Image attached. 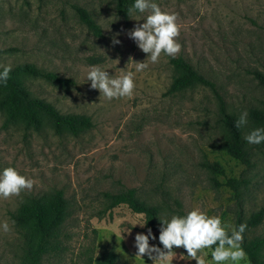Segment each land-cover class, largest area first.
I'll return each mask as SVG.
<instances>
[{
    "label": "rangeland",
    "instance_id": "rangeland-1",
    "mask_svg": "<svg viewBox=\"0 0 264 264\" xmlns=\"http://www.w3.org/2000/svg\"><path fill=\"white\" fill-rule=\"evenodd\" d=\"M157 2L177 16L181 47L175 57L183 56L216 83L227 110L240 116L263 109L264 0ZM76 6L94 16L101 35L81 22ZM135 19L141 14L119 13L117 0H0V65L34 63L73 80L29 83L60 112L84 114L94 124L74 135L48 123L39 128L21 120L8 123L0 110V168L13 166L34 181L19 196L0 199V221L10 226L0 232V264H21L23 247L11 212L28 197L62 191L68 203L66 250L44 264H91V258L96 264L111 247L118 264H158L147 254L136 256L135 235L147 228L134 224L145 216L126 204L102 213L106 192L134 188L163 216L199 207L232 225L264 209V146L251 150L250 165L224 150L213 92L199 86L168 93L177 74L172 57L161 53L155 64L146 58L128 35L143 23ZM143 60L148 67L136 72L135 63ZM91 66L109 75L133 71L131 98L107 100L92 89L85 82ZM214 162L224 174L208 167ZM228 178L243 181L239 191ZM247 235L264 237V217ZM149 243L163 247L158 236ZM173 250L171 264H196L182 246Z\"/></svg>",
    "mask_w": 264,
    "mask_h": 264
},
{
    "label": "trees",
    "instance_id": "trees-1",
    "mask_svg": "<svg viewBox=\"0 0 264 264\" xmlns=\"http://www.w3.org/2000/svg\"><path fill=\"white\" fill-rule=\"evenodd\" d=\"M133 0H117L118 12L127 15L128 8ZM81 22L95 34L101 35L102 30L94 16L84 7L76 6ZM177 74L173 78L168 93H181L195 87L210 89L219 104L220 117L217 120L221 130V147L233 157L250 165L253 149H260L261 145H250L244 136L253 128L264 127V108L249 110L247 124L237 128L235 121L239 115L227 110L226 103L220 94L216 83L200 72L183 56L171 58ZM41 79L61 85L73 84V80L60 77L58 74L45 71L34 63L18 64L11 68L6 84H0V110L6 114V122L21 120L26 126L39 128L45 124L52 126L57 132H68L77 135L93 127L91 117L84 114H64L52 103L36 96L29 81ZM214 172L224 174V169L218 162L209 164ZM219 184L217 179H214ZM228 185L239 191L243 181L237 178H228ZM126 204L136 213L143 214L147 221L146 228L159 235V216H163L158 206L151 205L138 198L136 190L129 188L117 193H105V204L102 213ZM69 217L67 200L62 191L53 196L28 197L20 204L18 209L11 212V219L19 232V240L23 247L21 264H44L50 257H61L66 250L64 247L66 232L64 225ZM264 209L254 212L250 218L243 222L247 225L244 232L242 247L244 248L249 264H264V237H250L247 232L261 223ZM242 221H238V225ZM92 264V258L90 259ZM96 264H118V256L113 247L108 248L95 260Z\"/></svg>",
    "mask_w": 264,
    "mask_h": 264
},
{
    "label": "clouds",
    "instance_id": "clouds-1",
    "mask_svg": "<svg viewBox=\"0 0 264 264\" xmlns=\"http://www.w3.org/2000/svg\"><path fill=\"white\" fill-rule=\"evenodd\" d=\"M141 14L143 23L135 25L128 33L137 47L145 54L151 63L159 61L161 53L175 57L180 51L177 41L180 26L173 12L163 10L157 0H133L127 14L132 17ZM117 43L119 41H116ZM148 67L143 61L135 63V71L140 72ZM11 72L10 65H0V84H6ZM135 73L122 72L119 75H109L100 66H91L87 71L85 82L90 81L92 89L99 90L107 100L128 97L131 98L135 88ZM247 112L241 113L235 126L240 128L247 124ZM244 140L250 145L264 144V127L251 129ZM34 181L21 174L15 167L0 168V199L19 196L22 190H30ZM158 240L162 248L149 243V239H157L149 227L147 233H137L134 238L137 249L136 256L145 254L158 264H171L174 246L183 247L187 256L196 264H241L247 261V254L242 247L244 232L247 225L240 223L232 225L222 220L219 215H209L199 207H192L183 213H171L159 216ZM145 227L147 221L138 219L135 225ZM10 226L7 221H0V232L7 233ZM209 250V251H205ZM210 256V259H209Z\"/></svg>",
    "mask_w": 264,
    "mask_h": 264
}]
</instances>
